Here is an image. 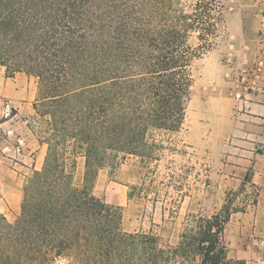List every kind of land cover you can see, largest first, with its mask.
I'll return each mask as SVG.
<instances>
[{"label":"trees","instance_id":"trees-1","mask_svg":"<svg viewBox=\"0 0 264 264\" xmlns=\"http://www.w3.org/2000/svg\"><path fill=\"white\" fill-rule=\"evenodd\" d=\"M222 11L221 0H0V67L36 79L45 145L16 219L0 212V264H245L228 257L229 201L192 215L170 246L124 230L122 208L92 193L100 169L156 159L157 135L182 127L191 64L212 47Z\"/></svg>","mask_w":264,"mask_h":264},{"label":"rangeland","instance_id":"rangeland-1","mask_svg":"<svg viewBox=\"0 0 264 264\" xmlns=\"http://www.w3.org/2000/svg\"><path fill=\"white\" fill-rule=\"evenodd\" d=\"M221 2L222 24L213 45L191 64L182 127L157 135L162 147L156 159L143 165L131 156L113 169H100L92 193L122 208L124 230L151 231L170 246L192 215H211L229 201L236 210L224 231L228 257L264 264V105L257 103L264 99V0ZM3 70L0 212L13 222L23 183L41 168L45 145L37 139L34 109L19 108L7 96L15 84L24 89L30 82L36 93V79L17 73L7 85ZM33 142L39 149L31 158ZM83 172L79 156L76 186L82 185ZM246 174L251 182L244 181Z\"/></svg>","mask_w":264,"mask_h":264},{"label":"crops","instance_id":"crops-1","mask_svg":"<svg viewBox=\"0 0 264 264\" xmlns=\"http://www.w3.org/2000/svg\"><path fill=\"white\" fill-rule=\"evenodd\" d=\"M12 79L15 80L14 77H5L4 81H6V84L8 85V84H10V82H12L11 81ZM30 85H31V82H30V84L25 85V87L27 89L25 87H24V89H22L20 87V85L15 84L13 90L7 96H9L12 99L13 103L18 104L19 108L26 107L28 110H33V102L35 100L36 93H35V91L28 88V87H30ZM257 103L258 104L261 103L260 105H264V99H262V100L258 99ZM15 106H17V105H15ZM9 119H6V120H9ZM19 149H20L19 146H17V144H16V150H19ZM38 149H39V144L35 147V142H33L32 147L29 151V152H32V154L30 155L31 158H33L35 156V152H37ZM21 151H22L21 155L24 156V149L21 148ZM99 173H100V170L98 172V175H99ZM78 177L80 178L79 180H81L80 175H78Z\"/></svg>","mask_w":264,"mask_h":264}]
</instances>
